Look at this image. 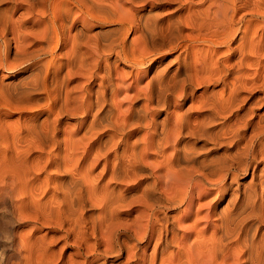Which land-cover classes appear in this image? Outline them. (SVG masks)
I'll use <instances>...</instances> for the list:
<instances>
[{
  "label": "bare ground",
  "instance_id": "1",
  "mask_svg": "<svg viewBox=\"0 0 264 264\" xmlns=\"http://www.w3.org/2000/svg\"><path fill=\"white\" fill-rule=\"evenodd\" d=\"M0 235V264H264V0H0Z\"/></svg>",
  "mask_w": 264,
  "mask_h": 264
},
{
  "label": "rangeland",
  "instance_id": "2",
  "mask_svg": "<svg viewBox=\"0 0 264 264\" xmlns=\"http://www.w3.org/2000/svg\"><path fill=\"white\" fill-rule=\"evenodd\" d=\"M220 89H221V88H218L217 90L220 91ZM199 93H202V91H199ZM135 209H136V211H137V212H135V213H136V214L139 213V211H140V210H138L139 208H135ZM135 209H134V210H135ZM136 214H134V215H136ZM137 215H138V214H137ZM17 231H18V232H17ZM20 231H21V230H20ZM14 233H15L14 235L18 234V233H19V229L14 230ZM1 240H2V236L0 235V241H1ZM3 247H4V246H2V245L0 244V254H1V252L3 251ZM124 256H125V255H124ZM117 263H120V262L118 261Z\"/></svg>",
  "mask_w": 264,
  "mask_h": 264
}]
</instances>
